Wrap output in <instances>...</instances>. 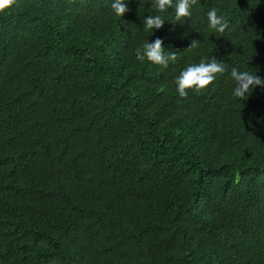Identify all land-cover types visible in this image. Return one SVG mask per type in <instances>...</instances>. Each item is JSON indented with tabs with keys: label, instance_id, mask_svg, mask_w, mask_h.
<instances>
[{
	"label": "trees",
	"instance_id": "1",
	"mask_svg": "<svg viewBox=\"0 0 264 264\" xmlns=\"http://www.w3.org/2000/svg\"><path fill=\"white\" fill-rule=\"evenodd\" d=\"M113 2L0 14V264H264V88L236 98L230 74L264 79V0H198L180 21ZM157 38L167 68L135 56ZM212 57L225 73L181 98L180 72Z\"/></svg>",
	"mask_w": 264,
	"mask_h": 264
},
{
	"label": "clouds",
	"instance_id": "2",
	"mask_svg": "<svg viewBox=\"0 0 264 264\" xmlns=\"http://www.w3.org/2000/svg\"><path fill=\"white\" fill-rule=\"evenodd\" d=\"M150 3L158 12H166L168 9L175 10V19L180 21L183 18H191L192 8L198 3V0H150ZM20 0H0V14L11 12L14 8H18ZM118 17H123L130 9L125 0H114L111 5ZM208 26L215 32L224 33L229 28L228 20L218 15L217 9L213 8L207 13ZM165 20L160 15L147 16L143 21L145 30H159L163 27ZM195 41L188 48H194ZM136 59L149 62L167 68L169 62L177 60L176 51H166L163 46V40L155 39L154 42H146L142 47L135 49ZM226 71V65L222 61H217L214 57L210 62L201 61L198 64H190L175 79L176 90L181 98H186L189 92L199 93L210 86L217 75H223ZM231 78L235 81L233 96L240 99H247L251 91L257 86L264 88V79L256 74L248 71H240L233 67L231 69Z\"/></svg>",
	"mask_w": 264,
	"mask_h": 264
}]
</instances>
